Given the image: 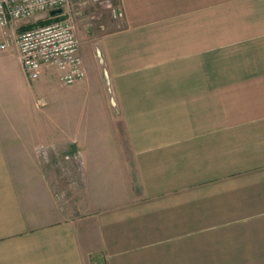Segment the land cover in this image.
Wrapping results in <instances>:
<instances>
[{"label":"crops","instance_id":"crops-1","mask_svg":"<svg viewBox=\"0 0 264 264\" xmlns=\"http://www.w3.org/2000/svg\"><path fill=\"white\" fill-rule=\"evenodd\" d=\"M103 8L83 81L1 59L0 264H264V0Z\"/></svg>","mask_w":264,"mask_h":264},{"label":"built area","instance_id":"built-area-1","mask_svg":"<svg viewBox=\"0 0 264 264\" xmlns=\"http://www.w3.org/2000/svg\"><path fill=\"white\" fill-rule=\"evenodd\" d=\"M69 4L70 0H0V49L15 45L23 70L33 81L51 69L65 86L87 77L75 20L65 11ZM59 10L63 12L52 15ZM114 13L122 17L117 10ZM30 20L39 21L30 29L10 32L12 26Z\"/></svg>","mask_w":264,"mask_h":264},{"label":"rangeland","instance_id":"rangeland-1","mask_svg":"<svg viewBox=\"0 0 264 264\" xmlns=\"http://www.w3.org/2000/svg\"><path fill=\"white\" fill-rule=\"evenodd\" d=\"M81 1H85V0H71L70 6L71 7H77L76 3H79ZM103 3H104V0H100V2H95L94 0H91L88 7H86L84 9L83 15L77 21V35H78V38H79V41L81 44L80 45L81 46V48H80L81 53L83 51L82 55H83L84 61H86V63L89 66H91L92 62H91V60L88 56V53L86 51V46L85 45L82 46V44L87 42L88 40H92V39H95V37H97L96 34H93V32L97 33L98 30L96 29V27L97 26L99 27V25H101V22H103L102 13L105 12V9L103 8ZM61 11H63V10H61ZM92 15H94L93 17H95L94 20L89 19ZM45 19H48V17H46ZM38 21L39 20H30V21L21 22L19 24L20 27H19L18 31L30 29L33 26H36V23ZM40 21H42V19H40ZM75 26H76V22H75ZM0 39H1V37H0ZM12 49H13V47L8 48L7 50H1L0 49V76L1 77H3L5 74H7L8 70H13L15 72H18L17 67H16V55L15 54H13L11 56L12 59L15 61V64L5 65V63H3V60L1 61V59L4 58L5 55H9V53L12 51ZM71 170H72V168L69 169V171H71ZM57 171L64 178L63 181L66 182V178L68 179V177L66 176V173L68 171L65 172L64 170H62V168H58ZM66 191H64V195L67 194ZM68 195L71 196L72 191H70V193H68Z\"/></svg>","mask_w":264,"mask_h":264},{"label":"water","instance_id":"water-1","mask_svg":"<svg viewBox=\"0 0 264 264\" xmlns=\"http://www.w3.org/2000/svg\"><path fill=\"white\" fill-rule=\"evenodd\" d=\"M59 13H62V11H61V10H59V11H54V12H52V15H56V14H59Z\"/></svg>","mask_w":264,"mask_h":264}]
</instances>
